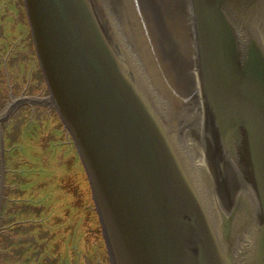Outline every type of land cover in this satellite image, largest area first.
Listing matches in <instances>:
<instances>
[{
	"label": "water",
	"instance_id": "water-1",
	"mask_svg": "<svg viewBox=\"0 0 264 264\" xmlns=\"http://www.w3.org/2000/svg\"><path fill=\"white\" fill-rule=\"evenodd\" d=\"M0 264H264V0H0Z\"/></svg>",
	"mask_w": 264,
	"mask_h": 264
},
{
	"label": "flooded vegetation",
	"instance_id": "flooded-vegetation-1",
	"mask_svg": "<svg viewBox=\"0 0 264 264\" xmlns=\"http://www.w3.org/2000/svg\"><path fill=\"white\" fill-rule=\"evenodd\" d=\"M9 163H10V161H4L3 162V166H4V171H8L7 173H10L11 172V170H10V168H7L8 167V165H9ZM10 166V165H9ZM9 169V170H8ZM6 173V174H7ZM4 174V173H3ZM4 176V175H3ZM3 189H2V191H3V200L5 201V203L7 202V201H9V202H11V203H13V198L11 197V196H9V194H10V192H5V189L6 190H9L10 189V185L3 179V187H2ZM15 203V202H14ZM5 206V205H4Z\"/></svg>",
	"mask_w": 264,
	"mask_h": 264
}]
</instances>
